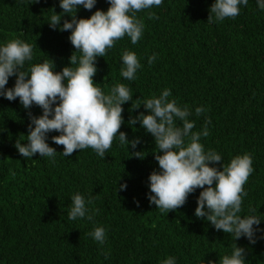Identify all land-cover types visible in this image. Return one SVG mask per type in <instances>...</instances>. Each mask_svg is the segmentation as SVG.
<instances>
[{"label":"trees","instance_id":"16d2710c","mask_svg":"<svg viewBox=\"0 0 264 264\" xmlns=\"http://www.w3.org/2000/svg\"><path fill=\"white\" fill-rule=\"evenodd\" d=\"M214 2L162 0L135 13L144 25L136 44L125 35L104 57H96L95 86L107 95L124 84L133 94L132 101L121 105L124 123L119 131L128 141L139 140L135 148L121 145L117 135L104 158L91 148L65 157L63 146L51 139L59 133L52 131L46 143L57 151L54 157L37 153L22 158L15 144H27L29 113L38 117L42 109L35 104L25 109L19 98L0 96V264H163L169 257L174 264H219L235 244L245 250V264H264V9L257 0H248L238 5L239 15L217 21L209 11ZM108 7V0H96L93 9L78 6L75 15L88 18ZM53 10L62 16L60 25L71 19L61 13L59 0H0V46L13 39L32 46L33 58L21 70L45 61L53 62L54 72L78 66L69 64L75 51L70 31L48 24ZM150 12L156 18L149 19ZM125 51L134 52L141 65L131 81L120 75ZM153 54L156 58L149 64ZM15 79L9 77L5 87L12 88ZM164 89L171 92L169 101L187 107L192 132L201 133L205 152L221 156V162L209 166L222 170L238 155L251 157L253 172L243 186L247 195L242 196L238 215L261 218L253 226L259 229L255 243L243 236L234 240L195 216L202 189L168 213L149 203L148 177L160 171L154 155L162 153L139 121L132 126L128 121L149 114L143 104L132 110L131 104L158 98ZM197 107L205 111L196 115ZM175 123L182 127L180 120ZM136 152L141 157L133 155ZM77 193L88 211L85 218L73 221L68 212ZM96 227L105 229L103 244L89 235Z\"/></svg>","mask_w":264,"mask_h":264},{"label":"clouds","instance_id":"9594fccd","mask_svg":"<svg viewBox=\"0 0 264 264\" xmlns=\"http://www.w3.org/2000/svg\"><path fill=\"white\" fill-rule=\"evenodd\" d=\"M38 2L31 0V3ZM95 3L96 0H59L61 13L71 19L60 25L62 16L53 10L55 14L48 22L53 29L70 31L68 40L75 51L69 57V64H78L75 68L65 66L60 72H54L53 62L45 61L23 71L25 61L33 58L32 46L19 39L0 46V96L9 101L19 98L25 109L33 104L42 109V115L38 117L29 113L27 144H15L22 158L37 153L41 157H54L57 151L46 143V134L52 131L59 133L51 139L56 145L63 146L65 157L76 150L91 148L104 158L117 135L121 145L131 144L135 148L139 143L138 139L128 141L126 133L119 131L124 123L121 105L132 101L133 94L124 84L115 85L107 95L95 86V59L104 57L106 50L125 35L136 44L144 25L135 13L159 6L162 0H108L106 11L96 10L88 18H76L78 6L90 11ZM241 3L247 5L248 0H215L209 11L217 21H223L239 15L238 5ZM257 5L264 9V0H257ZM148 18H156L155 13H148ZM207 20L211 23L213 16L209 15ZM76 51L81 53L79 57L74 54ZM155 58V54L150 56L148 63ZM121 60L120 75L129 81L134 80L141 67L136 54L125 51ZM11 76L16 77L14 86L6 88ZM170 95V90L164 89L158 98L154 96L143 103L131 104V110L143 104L149 114L130 117L128 124L132 126L139 121L140 126L153 136L158 152L162 153L154 155L160 171H153L148 177L149 203L168 213L183 206L188 195L197 188L202 189L196 200L195 216L206 219L216 230L231 234L234 240L243 236L255 243L254 235L259 229L253 226H258L261 218L238 215L242 196L247 195L243 186L253 172L251 157L238 155L227 165H222V170L209 166L221 162V156L212 150L205 152L199 142L201 133L192 132L194 122L187 119L190 114L187 107L181 109L175 100L169 101ZM204 111L202 107L195 109L196 115ZM176 120L182 122V127L176 126ZM202 135H208L207 128ZM133 155L141 157L140 152ZM119 187L123 189L126 185ZM87 211L84 197L78 193L73 195L68 219L85 218ZM87 219L93 217L87 215ZM89 235L100 244L105 242L103 227H96ZM244 253L245 250L235 244L231 255H224L219 264H245ZM163 264H174V258H167Z\"/></svg>","mask_w":264,"mask_h":264}]
</instances>
